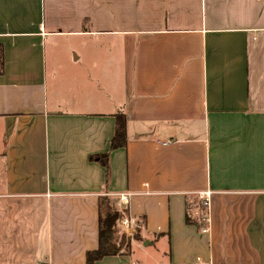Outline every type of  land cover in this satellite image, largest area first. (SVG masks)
<instances>
[{"label": "crops", "instance_id": "obj_1", "mask_svg": "<svg viewBox=\"0 0 264 264\" xmlns=\"http://www.w3.org/2000/svg\"><path fill=\"white\" fill-rule=\"evenodd\" d=\"M0 45V264H86L121 193L156 252L96 264H264V0H0Z\"/></svg>", "mask_w": 264, "mask_h": 264}, {"label": "trees", "instance_id": "obj_2", "mask_svg": "<svg viewBox=\"0 0 264 264\" xmlns=\"http://www.w3.org/2000/svg\"><path fill=\"white\" fill-rule=\"evenodd\" d=\"M4 67L3 49L0 45V73ZM126 142V122L123 115H116L115 134L111 141L110 149L123 146ZM107 154L99 156V161L107 165ZM196 201H187L186 222L195 224L199 229H202L205 224L203 222V213L198 216L194 215L196 209ZM99 208V245L96 249L90 250L86 254V264H96L97 261L105 256L119 253L117 248L118 243L115 239V228L119 225L120 219L124 216L123 210L117 203L108 198H100L98 201ZM118 250V251H117Z\"/></svg>", "mask_w": 264, "mask_h": 264}, {"label": "rangeland", "instance_id": "obj_3", "mask_svg": "<svg viewBox=\"0 0 264 264\" xmlns=\"http://www.w3.org/2000/svg\"><path fill=\"white\" fill-rule=\"evenodd\" d=\"M53 49L59 52L66 51V43L64 42V40H61V42L57 43V46ZM115 229H116L115 239H116V242L118 243L117 248L120 250L119 251L120 254H127V253L129 254L133 249L132 258L135 261H138V260L145 261L147 259H150V257L152 256L151 254H154L156 252V249H153V248H146L144 251H141L140 249L136 247L132 248L133 241L139 242L142 244L143 237L141 233L140 224L137 223L134 226V228L130 231H126V230L124 231V229H122V227H120L119 225ZM147 253L149 254L147 255ZM158 253H160L161 255L160 251Z\"/></svg>", "mask_w": 264, "mask_h": 264}, {"label": "built area", "instance_id": "obj_4", "mask_svg": "<svg viewBox=\"0 0 264 264\" xmlns=\"http://www.w3.org/2000/svg\"><path fill=\"white\" fill-rule=\"evenodd\" d=\"M130 196L131 195L129 193H121L119 195L120 206L122 207V209L126 208L127 205L129 204ZM209 196H210L209 191H205V192L200 193V198H201L202 203L205 206V208H208V206H209ZM120 223L125 228L126 231L132 230L134 228V226L137 224L132 218H128V217L121 218ZM206 230H207V228L203 229V231H206ZM37 264H41V263H37Z\"/></svg>", "mask_w": 264, "mask_h": 264}]
</instances>
